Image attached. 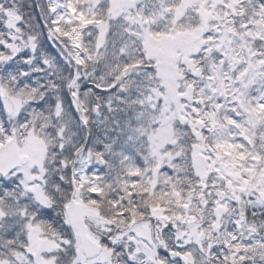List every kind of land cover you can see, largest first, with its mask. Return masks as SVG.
<instances>
[{"label": "snow or ice", "instance_id": "6c2138e0", "mask_svg": "<svg viewBox=\"0 0 264 264\" xmlns=\"http://www.w3.org/2000/svg\"><path fill=\"white\" fill-rule=\"evenodd\" d=\"M0 264H264V0H0Z\"/></svg>", "mask_w": 264, "mask_h": 264}]
</instances>
